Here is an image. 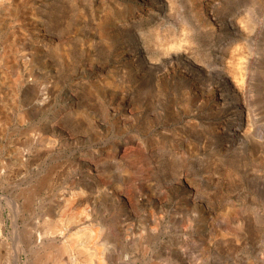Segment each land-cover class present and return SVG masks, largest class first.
Instances as JSON below:
<instances>
[{
  "label": "rangeland",
  "instance_id": "1",
  "mask_svg": "<svg viewBox=\"0 0 264 264\" xmlns=\"http://www.w3.org/2000/svg\"><path fill=\"white\" fill-rule=\"evenodd\" d=\"M45 1L22 6L14 37L38 51L32 63L42 85L54 78L57 86L43 107L33 92L18 91L29 120L0 124V161L15 147L26 149L20 132L30 124L41 131L59 119L67 126L57 124L55 136H48L56 137L53 154L31 152L25 169L0 167L6 219L0 264H35L33 245L45 229V209L59 203L58 191L68 196L73 189L88 194L83 206L94 213L91 228L99 229L104 264H264V156L253 149L254 143L264 146V0H68L62 32L73 25L74 52L67 68L57 66L61 73L46 67L45 44L62 34L44 32ZM237 62L240 69L233 70ZM97 75L122 83L121 92L108 88L105 99L94 95L89 81ZM77 102L85 111L74 116L68 108ZM244 106L250 136L258 141L227 133L225 119L231 116L239 126ZM116 150L115 159L104 158ZM49 168L51 181L32 202L15 198ZM17 201L22 211L13 219L10 206ZM62 240L75 248L74 239ZM72 250L73 264L89 262L85 252Z\"/></svg>",
  "mask_w": 264,
  "mask_h": 264
},
{
  "label": "bare ground",
  "instance_id": "2",
  "mask_svg": "<svg viewBox=\"0 0 264 264\" xmlns=\"http://www.w3.org/2000/svg\"><path fill=\"white\" fill-rule=\"evenodd\" d=\"M55 1H57L56 4H54ZM37 2H38V0H0V92H3L5 89L9 90L8 93H4L3 95L0 96V124H3V125H4V123H7L9 120H12V119L18 125H23V123H25L26 121L29 120L28 119L29 116L27 113L28 111L26 112L25 109L19 108V104H22V101L25 100L24 97L20 98V95L18 94V91H20V89L22 91L27 92L29 95L33 92V98H32L33 101L35 103H37L39 106L43 107V106H46V101L48 99V98L46 99V97L49 96V92H51V88L55 89L57 86V82H55L54 78L52 80L47 81V83H50L49 87H47V85H46L47 83L45 85H42L41 74H39L37 72V69H34V67H33L34 64L32 63L34 61V59L36 58L38 51L36 53V51H33V48L30 49V47H29L30 42L25 43L23 40H19V39H16L17 37L16 38L14 37L15 28L13 27V23L14 22L19 23L20 17L22 16V14L24 12V11H22V9H23L22 6L25 5V6L33 7L34 5H36L35 3H37ZM67 2H68V0H46L41 5L42 10L46 11V16H44V19L41 18V20H40V24L43 26L44 32L48 31L47 33H49L50 30H55V31H60L59 33L62 34L61 37L55 36L54 38H50L49 43L45 44V47L48 50L45 51L44 53L49 52L48 56H46L47 54L45 55L47 57V62H46L47 66L46 67H47V70L49 72H50V70H51V72H54L55 70H57V72L61 73V71H59L57 66L60 67V66L64 65V67L67 68L68 64H69V58H71L70 57L71 53L73 55V52H74L73 46L70 45L73 41L72 35H74V30L72 28L73 25L69 26L67 24V27H65L66 29L62 32V30H63L62 27L66 26L65 24L63 25L62 22H63V20H65L64 16H65V11H67V5H68ZM98 2H100V1H98ZM97 4L99 5V3H97ZM54 11H59V12L54 14ZM35 21H37L39 23V18L35 19ZM229 22L233 25L236 24L234 22V20H232V19ZM15 26H21V25L17 24ZM96 26H97L98 36L100 38H103V36H104L103 25H102L101 21L99 22V19L96 21ZM184 29H186V28H184ZM152 35L154 36V34H152ZM98 42H96V43H98ZM173 45H175V44H173ZM88 46H89L88 48H90V45H88ZM81 47H82V45H81ZM172 47H175V46H172ZM26 50H27V52H25ZM189 52H190V50H189ZM25 54H27L29 57L26 58ZM55 56H56V58L58 56V60H55V58H54ZM21 58L24 59L22 61V63H13L14 59H17L16 62H19V60H21ZM234 66L235 67H233V70H234V68L240 69L239 68L240 65L238 62L235 63ZM229 70H231V69H229ZM55 74L57 76V73H55ZM68 78H69V76L66 77V79H68ZM35 80H38L37 84L34 83ZM89 82H90V92H92L94 95L100 96L101 98H104V99L107 96L106 90L108 88H110L112 91H118L119 90L118 92H121V90H122V83L114 80L110 76L100 77V75H97L95 77V79H92ZM103 87L106 89L104 90ZM38 88H40V90H41L39 93H37ZM68 90H69L68 88H65L63 90L64 94L68 93ZM71 90L73 92V89H71ZM43 91H45V92H43ZM41 93H45L46 96H42L43 94H41ZM47 94H48V96H47ZM69 96H72V95L69 94ZM82 107H83V104L81 102L80 103L77 102V104L75 103L74 106L71 105L68 108V112L70 114H73L74 116L80 115L81 112L85 111L82 109ZM108 110L110 112L116 111L115 109H113L112 111H111V109H108ZM239 111H241L242 114H241V116H239V119H238L239 120V122H238L239 126L237 124L236 125L240 128L238 130H236V125H234L232 119L230 118L231 116L230 117L228 116L225 119V126H226L227 133H229V135L231 137H233L235 135V133H237L236 131H238L239 134L237 136V138H238L237 140L241 139V142H242V140L253 141L254 138H253V136L252 137L250 136V133H249L250 128H249V125L247 124L250 122L248 108H246L245 106L243 108L240 107ZM58 115H60V113H58ZM50 118H52V117H50ZM55 118H56V116H55ZM53 121L51 120V121H49L50 123L49 122L45 123L46 127L41 131L35 130L33 127H31V124L28 126L27 129H25L26 131L25 130L23 131L20 129L21 130L20 133L25 134V137L27 139V143H29V145L25 146L26 149H24L23 146L15 147V149H13L11 156L8 157V159L5 162L0 161V167L6 168V169H9L13 166L23 167V165L27 164V162L25 163L24 161H27L29 159L28 156L30 155L31 152L36 153L38 151H41L40 154H43V155L53 154L52 152H53V147L55 144L54 139L56 137L54 139L51 137L54 135V130H55L54 126H57V124L58 125L61 124V120L55 119ZM66 122H68V121H66ZM62 124H65V126H67L66 125L67 123H64L63 120H62ZM78 125H79V123H78ZM32 126H34V125H32ZM17 131H19V130H17ZM43 134H46V136H43ZM48 136H51V137H48ZM29 140H31L32 142ZM60 140H61L60 142L65 141L64 144L66 145L67 138L63 139L62 137H60ZM256 140H254V142ZM30 143H32V145ZM117 149H119V148H117ZM253 149L255 151H257V149H259L257 152L260 151V155L264 156V146H262L261 143L260 144L254 143ZM119 151L116 150L115 153H112V154L111 153H105V155H103V156L106 159L110 158V157H112V158L114 157V159H115V156ZM251 154H253V152ZM133 156L134 155H132V157ZM222 163H224V162H222ZM229 167L227 168V167H223V165H221L220 170L230 172L231 169ZM34 170H35V168H34ZM51 170H52V168L46 169L45 171H41L42 173H40L37 176H34L33 178L29 179L28 180L29 182L26 184L27 186L25 187V189L17 192L15 198L17 200H21L23 203L32 202V199L37 195V192L39 191V189L42 186L48 185L50 183V181H51V178H50ZM9 171H11V169ZM10 174L12 175V173H10ZM131 174H129V175H131ZM123 177H125V176H123ZM229 179H230V177H229ZM76 182H77V180H74V182L72 181V183L75 185H76ZM77 184H79V183H77ZM69 188L72 190L71 187H69ZM67 194H68L67 191H65V192L64 191H58L57 196L59 197V199L55 200V201H58L59 203L56 205L55 208L52 206V207H47L45 209L46 217H44L45 221H44V224H42V225H45V229H44V231H42V233L40 232L41 234H38L39 233L38 232L37 233L38 235H36L37 239L34 241V245H33L34 259L33 258L32 259L34 260L35 264H54V262H55V264H73V262H75V259L77 258V256L75 254V251H73L72 249L76 248V250H81V251L85 252V255L84 254L83 255L86 257L87 261L89 260L90 264H104L107 260L105 261V257H103V255L105 254L103 251L104 244L102 246L98 240L99 229L95 225H94V228H91L93 226L92 225V222H93L92 216L94 215V213H91L92 214L91 215L90 212L86 211V209H88L86 207H89V205L85 206L86 203L84 205L86 209L83 206V202L85 200L86 201L88 200V198H87L88 194H86L85 191H83L82 189H78V190L73 189L71 192H69L68 196H67ZM127 194L128 193H126V195ZM123 196H124V194H123ZM130 196L132 197V194H130ZM241 198H239V200ZM96 199L97 198H95V200ZM88 203H89V201H88ZM263 204H264V202H263ZM227 206H230V205H227ZM10 207L12 208L11 210L13 212L12 218L15 219V217L17 216L16 214L18 212L22 211L20 209L21 207H19L18 201H17V205H15V206L11 205ZM91 208L92 207H90L89 209H91ZM228 208L229 207H227L226 209H228ZM3 209H4V207L0 205V229H3L6 225V223H5L6 219L2 213ZM241 210H244V208ZM92 211H94V209H92ZM229 211L233 212L234 209L229 208ZM263 211H264V209L262 210V212ZM237 212H239V210ZM90 215H91V219L89 218ZM233 215H235V214H233ZM241 216H242V214H241ZM262 216H264V212H263ZM10 220H11V217H10ZM238 223H239V221H238ZM40 227H41V225H40ZM52 227H53V229L51 230ZM263 228H264V224H263ZM32 231H34V230H32ZM28 232H30V231H28ZM103 233H105V232H103ZM35 234H36V232H35ZM64 237L72 238L71 242H73V239H74L75 246H73V247H75V248L67 249L68 245L66 246L65 242L64 243L62 242L63 241L62 239ZM30 244H32V243H30ZM31 254H29V256ZM84 259H82V260H84ZM76 260H78V259H76ZM89 262H86V263L88 264Z\"/></svg>",
  "mask_w": 264,
  "mask_h": 264
}]
</instances>
